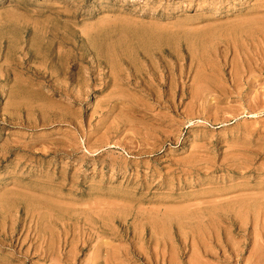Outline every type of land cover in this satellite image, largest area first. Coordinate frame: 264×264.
<instances>
[{
    "label": "rangeland",
    "instance_id": "obj_1",
    "mask_svg": "<svg viewBox=\"0 0 264 264\" xmlns=\"http://www.w3.org/2000/svg\"><path fill=\"white\" fill-rule=\"evenodd\" d=\"M263 37L264 0H0V264H264Z\"/></svg>",
    "mask_w": 264,
    "mask_h": 264
},
{
    "label": "bare ground",
    "instance_id": "obj_2",
    "mask_svg": "<svg viewBox=\"0 0 264 264\" xmlns=\"http://www.w3.org/2000/svg\"><path fill=\"white\" fill-rule=\"evenodd\" d=\"M263 38H264V37H263ZM247 69H248V68H247ZM98 199H99V198H98ZM249 200H251V199L249 198ZM251 201H252V200H251ZM210 202H211V201H210ZM210 202H209V203H210ZM241 202H242V201H241ZM245 203H246V201H245ZM245 203H244V204H245ZM189 204H190V203H189ZM242 204H243V203H242ZM250 204H252V203H250ZM262 204H263V203H262ZM256 205H257V206H256ZM33 206H34V205H33ZM91 206H92V205H91ZM98 206H99V205H98ZM240 206H242V208H243L245 205H244V206H243V205H240ZM251 206L254 207V205H251ZM251 206H250V209H249V210H251ZM258 206H259V208L261 207V205H259L258 203H256V204H255V208H256V207L258 208ZM262 206H264V205H262ZM172 207H173V206H172ZM41 208H42V206H41ZM218 208H220V207H218ZM238 208H239V207H238ZM245 208H247V206H246ZM257 208H256V209H257ZM262 208H263V207H262ZM169 209H170V208H169ZM226 209H227V207H226ZM247 209H248V208H247ZM37 210H38V208H37ZM100 210H101V209H100ZM213 210H216V209H213ZM213 210H212V211H213ZM220 210H221V209H220ZM222 210H223V209H222ZM224 210H225V209H224ZM228 210H229V207H228ZM233 210H234V209H233ZM249 210H248V211H249ZM46 211H47V209H46ZM230 211H231V210H230ZM242 211H243V210H242ZM248 211L246 210L245 212L247 213ZM251 211H253V210H251ZM251 211H250V212H251ZM257 211H259V210H257ZM257 211H256V212L254 211V212L257 213ZM207 212H208V210H207ZM207 212L205 211V213H207ZM217 212H218V211H217ZM225 212H227V211H224V213H225ZM235 212H236V210H235ZM238 212H239V211H238ZM250 212H249L248 214H250ZM254 212H253V213H254ZM38 213H39V212H38ZM102 213H103V212H102ZM175 213H176V212H175ZM188 213H189V212H188ZM210 213H211V214H210ZM213 213H214V212H213ZM213 213L210 212V210H209V214H210V215H213ZM219 213H220V212H219ZM230 213H231V212H230ZM232 213H234V212L232 211ZM236 213H237V212H236ZM239 213H240V212H239ZM242 213H244V211H243ZM246 213H245V214H246ZM42 214H43V213H42ZM207 214H208V213H207ZM209 214H208V215H209ZM258 214H259V213H258ZM258 214H256V215L254 214V215L258 217V216L260 215V214H259V215H258ZM261 214H262V213H261ZM31 215H32V214H31ZM171 215H173V214H171ZM171 215H170V214H163L162 217L159 216V217H160L159 219L161 220V221L159 222V224H158L157 221H155V222H157V223H155V222L153 221L154 223H153V226H152V227H154V230H153L152 227H150V231L153 230V231L151 232V234H152L153 232L156 233V230H158V228L160 229L161 226H162L163 228H164V227L167 228L168 223L171 222V220H170V219H171V217H170ZM202 215H203V214H202ZM216 215H217V213H216ZM216 215H215V216H216ZM220 215H221V214H220ZM224 215H225V214H224ZM234 215H235V214H234ZM236 215H238V214H236ZM236 215H235V216H236ZM241 215H242V214H241ZM251 215H252V213H251ZM213 216H214V215H213ZM218 216H219V215H218ZM227 216H228V215H227ZM230 216H232V214H230ZM235 216H233V217H235ZM238 216H239V215H238ZM245 216H247V215H245ZM245 216H244V217H245ZM172 217H173V216H172ZM216 217H217V216H216ZM221 217H222V215H221ZM225 217H226V216H225ZM241 217H243V216H241ZM244 217H243V218H244ZM252 217H254V216H252ZM257 217H256V218L254 217L253 219H255V221H256ZM259 217H260V216H259ZM174 218H175V217H174ZM177 218H178V217H177ZM209 218H211V216H209ZM209 218H208V219H209ZM217 218H218V217H217ZM222 218H223V217H222ZM237 218H238V217H237ZM237 218H236V219H237ZM243 218H241V219L239 218V219H237V220L240 222V220H242ZM245 218H246V217H245ZM206 219H207V218H206ZM228 219H229V218H228ZM258 219H259V218H258ZM57 220H58V219H57ZM156 220H157V219H156ZM175 220H176V219H175ZM175 220H174V221H175ZM178 220H179V219H178ZM211 220H212V219H211ZM215 220L217 221L218 219H215ZM233 220H234V219H233ZM260 220H261V219H260ZM176 221H177V220H176ZM179 221H180V220H179ZM207 221H209V220H207ZM212 221H213V220H212ZM234 221H236V220H234ZM255 221H254V222H255ZM177 222H178V221H177ZM180 222H181V221H180ZM180 222H179V224H180ZM205 222H206V221H205ZM236 222H237V221H236ZM241 222H243V221H241ZM183 223H184V221H183ZM206 223H208V222H206ZM231 223H232V222H231ZM233 223H234V222H233ZM255 223L257 224V222H255ZM185 224H186V223H185ZM208 224H209V223H208ZM210 224H211V222H210ZM240 224H241V223H240ZM242 224H243V223H242ZM151 225H152V224H151ZM233 225H234V224H233ZM258 225H259V224H258ZM263 225H264V224H263ZM169 226H170V225H169ZM180 226H181V225H179V227H180ZM184 226H185V225H184ZM187 226H188V225H187ZM259 226H260V225H259ZM195 227H197V226H195ZM260 227H262V226H260ZM165 228H164V229H165ZM169 228H170V227H169ZM191 228H192V227H191ZM182 229H183V228H182ZM162 230H163V229H162ZM192 230H194V229H192ZM209 230H210V229H209ZM211 230H212V229H211ZM211 230H210V231H211ZM243 230H244V229H243ZM158 231H159V230H158ZM199 231H200V230H198L197 232H199ZM208 232H209V231H208ZM182 233H183V232H181V234H182ZM200 233H201V232H199V234H200ZM162 234H163V232H162ZM181 234H180V235H181ZM194 234H195V233H194ZM196 234H198V233H196ZM196 234H195V235H196ZM199 234H198V236H199ZM203 234H204V232H203ZM203 234H202V236L205 237V235H203ZM157 235H158V233H157ZM164 235H165V234H164ZM183 235H184V234H183ZM185 235H186V234H185ZM88 236H89V235H88ZM152 236L154 237V233H153ZM152 236H151L150 238L148 237V238H149V241H150L149 245H150V244H154V246L152 247V251H151V252H148V253H149L148 255H151V256H149V257H145V256H148V255H146V254L143 255L142 253H140L141 251L139 252V250H136V248H135L136 251L130 249V252H129V251L125 252L126 255H127L128 252H129L130 255H131V256H130L131 258H134V257H135V258H139V259H143V258L145 259V258H146V259H145V262H144L145 264H151V263H150L151 261H152L153 263H156L157 261L155 262V260H156L155 257L158 256V257L162 258L161 256H163L162 253L164 252V248H163L164 246L162 247V245H161L160 248H158V242H157V240H154ZM181 236H182V235H181ZM206 236L208 237L207 233H206ZM196 237H197V236H196ZM61 238H62V237H61ZM154 238H155V237H154ZM197 238H198V237H197ZM257 238H258V237H257ZM259 238H260V237H259ZM259 238H258V239H259ZM81 239H82V238H81ZM156 239H157V236H156ZM201 239H203V238H201ZM201 239H200V240H201ZM193 240H194V239H193ZM193 240H192V241H193ZM200 240H199V241H200ZM214 240H215V239H214ZM256 240H257V239H256ZM256 240H255V242L257 243ZM195 241H196V240H195ZM201 241H202V240H201ZM160 242H161V241H160ZM197 242H198V240H197ZM203 242H205V241H203ZM203 242H202V243H203ZM161 244H162V243H161ZM163 244H164V243H163ZM216 244H217V243H216ZM159 245H160V244H159ZM227 245H228V244H227ZM255 245H256V244H255ZM257 245H258V244H257ZM259 245H263V244H259ZM192 246H195V245H192V244H191V247H192ZM200 246H201V244H200ZM203 246H204V245H203ZM218 246H219V245H218ZM149 247H150V246H149ZM156 247L158 248V249H156L157 251H153ZM184 247H185V246H184ZM205 247H206V246H205ZM254 247H255V246H254ZM256 247H257V249H260V248H261V247L258 248L259 246H256ZM137 248H138V247H137ZM192 248H193V247H192ZM195 248H198V247L196 246ZM202 248H203V247H202ZM206 248H207V247H206ZM262 248H263V247H262ZM139 249H141V248H139ZM203 249H204V248H203ZM220 249H221V248H220ZM253 249H254V248H253ZM257 249H255V250H257ZM128 250H129V249H128ZM149 250H150V249H149ZM198 250H199V249H198ZM198 250H197V251H198ZM204 250H205V249H204ZM223 250H224V249H223ZM165 251H166V250H165ZM193 251H194V249H193ZM197 251H196V252H197ZM200 251H201V250H200ZM250 251H253V250L250 249ZM155 252H156V253H155ZM194 252H195V251H194ZM203 252H204V251H203ZM206 252H207V251H206ZM257 252H260V250H259V251L257 250ZM200 253H201V252H200ZM222 253H223V252H222ZM250 253H251V252H250ZM250 253H249V255L251 256L252 253H251V254H250ZM253 253H254V252H253ZM255 253H256V252H255ZM164 254H165V253H164ZM170 254H171V253H170ZM191 254H192V253H191ZM122 255H125V254H122ZM141 255H142V256H141ZM171 255H172V254H171ZM196 255H197V254H196ZM200 255H201V254H199V256H200ZM258 255L262 256L261 253H259ZM95 256H96V255H95ZM95 256L93 255L94 259H95ZM113 256H114V259H116L117 261H118L119 258H121V256H118V255H116V254H113ZM199 256H196V257H199ZM250 256H249V257H250ZM255 256H256V254H255ZM260 256H259V257H260ZM122 257H123V256H122ZM158 257H157V258H158ZM192 257H193V255H192ZM192 257H190V258H192ZM257 257H258V256H257ZM263 257H264V256H263ZM66 258H67V257H66ZM91 258H92V257H91ZM112 258H113V257H112ZM148 258H149V259H148ZM176 258H177V257H176ZM92 259H93V258H92ZM94 259H93V260H94ZM197 259H198L199 262H200V260H202L201 258H197ZM199 259H200V260H199ZM224 259H225V258H224ZM255 259H256V258H255ZM257 259H258V258H257ZM261 259H263V258H261ZM96 260H97V259H96ZM120 260H122V259H120ZM187 260H188V259H187ZM187 260H186V261H187ZM190 260H192V259H190ZM190 260H189L188 262H190ZM106 261H107V260L104 259L103 263H105ZM162 261H163V260H162ZM167 261H169V259H167ZM167 261H165V262H167ZM175 261H176V260H175ZM198 261L196 262V259H195L196 264H199ZM203 261H204V260H203ZM203 261H201V262L204 263ZM256 261H257V260H256ZM256 261H255V262H256ZM118 262H119V261H118ZM118 262H114V264H119ZM181 262H182V261H181ZM195 262H193V263H195ZM201 262H200V263H201ZM96 263H97V262H95V264H96ZM153 263H152V264H153ZM163 263H164V262H163ZM176 263H177V262H176ZM176 263H175L174 261H172V259H171L170 262L167 263V264H176ZM191 263H192V262H191ZM193 263H192V264H193ZM202 263H201V264H202ZM205 263H206V262H205ZM258 263H259V262H258ZM260 263H261V262H260ZM86 264H87V263H86ZM89 264H90V261H89ZM93 264H94V263H93ZM105 264H106V263H105ZM158 264H161V263H158ZM181 264H182V263H181ZM185 264H186V263H185ZM188 264H189V263H188ZM252 264H253V263H252Z\"/></svg>",
    "mask_w": 264,
    "mask_h": 264
}]
</instances>
